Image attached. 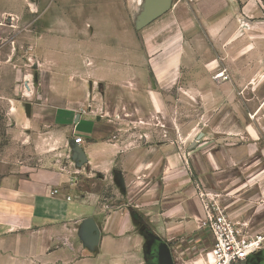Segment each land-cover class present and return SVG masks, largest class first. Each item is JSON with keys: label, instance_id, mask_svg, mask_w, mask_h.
Masks as SVG:
<instances>
[{"label": "crops", "instance_id": "obj_1", "mask_svg": "<svg viewBox=\"0 0 264 264\" xmlns=\"http://www.w3.org/2000/svg\"><path fill=\"white\" fill-rule=\"evenodd\" d=\"M33 4L41 11L36 23L35 40L36 65L42 67L37 75V89L26 83L20 91L11 87L0 94L1 114L5 113L4 122L10 125L6 127V133L12 135L9 147L0 148V264H134L136 261V264H142L141 261L146 264L145 236L140 231L139 234H129L131 223L135 226L137 222L124 208L125 204L118 206L121 211L104 217L99 255L90 254L82 246L78 227L83 219L91 215H78L74 200L95 204L92 217L97 223H100L107 206L98 205L95 193L67 187L71 181L76 183L75 177L67 174L71 171L84 173L91 179L99 177L102 181L110 175L114 181V172L118 167L131 172L136 177L133 184L138 185L137 189L128 190L134 199L132 207L143 209V214L149 217L162 240L201 239L203 230H200V224L204 210L198 192L204 190L218 198L220 193L216 192V180L212 182L214 186L206 187L209 176L219 177L226 170L233 172V176L237 175L235 171L243 163L245 150L220 146V143L236 139L239 132L229 129L225 136L213 137L210 144L218 147L216 153L206 154L203 148L202 152L197 148L195 158L201 185L194 187L188 184L187 170L193 155L185 156L183 148L173 151L174 141L156 139L151 131L159 123L164 127L163 121L152 126L139 119L134 122V127L145 130V133L126 140L118 121L123 119L124 112L125 117L131 116L128 111L130 106L139 105V101L146 99V94L138 89L142 85L147 88L148 113L156 119L159 114L165 115L166 98L179 85L178 103L180 108L187 106L189 92L182 88L183 71L190 66V42H198L202 38L210 41L217 50L228 48L236 56L234 64H229L226 69L221 68L222 58L212 59L209 61L212 71L224 73L229 81L249 80L251 86L255 81H264L261 63H253L254 67L250 69L244 67L256 52H264V0H173L172 9L142 31L134 27L130 0H38ZM24 7L28 11V6ZM45 12H73L69 47L73 52L71 56L78 59L83 68L58 73L55 71L57 64L46 59V53L37 51L36 41L44 29L40 22ZM106 12L112 14L111 20L115 21L112 26L123 34L120 40H114L110 34H101L99 21L108 14ZM48 17L50 19L47 20H57V16ZM49 31L55 34L52 27ZM95 36L100 43H93ZM228 41L231 46H227ZM98 49H115L121 57L102 58L94 53ZM125 52L129 56L127 59ZM229 56L232 54L229 53ZM26 77L24 82H28ZM97 85H101V93ZM199 96L204 97L203 94ZM15 100L32 104L30 122ZM82 110L87 112L82 113ZM140 110L135 108L133 112ZM228 111L242 114L246 113L247 107L235 105ZM254 111L263 113L264 103ZM77 115L80 118L75 123ZM13 123L17 127H13ZM234 123L235 127L224 122H218L213 127L221 132L228 126L232 130L246 131L243 135H256L245 116L242 115L243 125L237 121ZM203 127L204 123L198 124V128ZM16 128L23 137H13V134H19ZM201 134L206 138V132ZM76 136L83 138L82 145H75L88 158V163L80 171L70 161V143ZM180 141L181 146L187 145L182 137ZM17 148L20 154L26 155L19 158ZM199 152L203 156L197 158ZM35 158L52 167H60L64 160L68 166L61 174L57 170H52V174L49 171L51 179L40 181L35 179L29 163ZM260 161L264 162V153ZM211 170L214 172L211 173ZM206 171L211 174H205ZM250 172L254 178L245 185H253L254 188L246 187L240 195L246 199L253 198V201H264L263 182L258 180V177H264V167L255 164ZM59 178L65 186L59 184ZM73 190L78 195L73 197ZM126 191L122 193L126 194ZM254 193L256 197H249ZM237 216L235 214L234 217ZM201 260L202 256H199L178 264H202Z\"/></svg>", "mask_w": 264, "mask_h": 264}, {"label": "rangeland", "instance_id": "obj_2", "mask_svg": "<svg viewBox=\"0 0 264 264\" xmlns=\"http://www.w3.org/2000/svg\"><path fill=\"white\" fill-rule=\"evenodd\" d=\"M37 1L38 0H0V94H3L6 91L5 89L9 90L11 87L20 91L24 87L23 84L25 85L26 83L30 84L33 89H37V86H34V75L40 74L39 69H42V67L40 68L36 65L38 60L35 53V40L37 37L36 23L41 12L39 7H34L33 3L36 4ZM130 2L133 7L131 13L133 16L138 10V0H130ZM24 6H28V11L24 10V8H26ZM11 9L15 12H11ZM106 13L108 14L99 21L101 34H110L113 36L112 38H114V40H120V38L123 37V34L118 32L116 27L112 26V24L115 25V21L111 20L112 14L110 13L111 15H109V12ZM43 15L46 17L44 16L42 22H40L44 29L41 32L40 39L38 38V42L36 41L37 51L39 53H46V59H51L52 63L55 65L57 64L55 71L58 73H68L74 69L79 70L80 68H83L81 62L78 59L75 60L71 56L73 52L69 47V43L72 41L70 24H72L73 12H45ZM47 15L53 17L57 16V20H47L49 18ZM107 16L109 18H107ZM51 27L55 33L53 35L51 34L52 32L49 31ZM252 37H254V34ZM95 38L96 39L93 37V43H100L99 38L96 36ZM248 40L251 41V38ZM227 44V46H231L230 44L232 43L228 41ZM189 51L190 66L183 71L185 75L182 80V88L189 92L188 105H183V107L180 108V104L178 103L180 97L177 96L180 92L179 85L172 89L171 92H169L168 99L166 98L167 112L165 115L163 116V114H159L156 119L155 116L153 117L148 113L147 88L145 85H142V87H138V89H140L143 94H146L144 95L146 96V99L139 101V105L141 104L140 106L137 104L135 106H130L129 109L127 108L128 111L131 112V116L125 117L124 114H126V112L122 114L123 119L118 121L123 129V133L121 132V134L125 137V140L135 135L137 138L144 134L145 130L134 127V122L139 121V119H144L146 122L152 124V126H154L156 122L159 123V121H163L164 127H161L162 124L160 123L157 128L153 127L151 130L153 135L156 139H158L157 137H160L162 140L174 141L175 145H172L173 151L183 148V154H185V156L186 154L194 156H191L189 159L187 170L190 181L188 184L197 187V185H201V182L196 167V152L198 150H201L200 152H202L204 149L206 154L209 152L216 153L218 147L210 144L214 140L213 137L225 136V132L230 130L239 132L236 139L232 141L224 140L220 143V146L224 145L231 148L245 150V154H242L243 163H241L237 168V171H235L237 175L233 176V172L226 170V172L222 171L219 177L215 178L214 176H209V182L206 181V187L214 186L212 182L216 180V192L220 193V197L218 198L220 199L223 208L235 219V221L240 222V224L245 226L249 235L263 236L264 201H253V198L246 199L244 196L240 195V191L246 187L254 188L253 185H245L254 178L252 177L253 173L250 172V169L255 166V164L264 167V162L262 163L260 161L262 159V154L264 153V112L260 113L254 111L258 105L264 103V81H255L251 86L249 80L229 81L226 79L228 76L224 73H218L216 70L212 71L213 67L209 64V61H212V59L222 58V64L220 62L221 68L226 69L229 64L233 63V60H236V56L234 55L235 53L228 48L221 51L217 50L216 47H213L212 43L206 39L204 40L202 38L198 42H190ZM116 52L118 51L115 49L108 51L106 49H98V51H95L94 53L99 54L102 58L121 57L116 54ZM229 53H231L232 56H229ZM255 54L258 56L260 55L259 58H256ZM255 54L253 57L249 58L251 60L244 66L245 68L250 69L253 66V63L256 62L261 63L264 67V52L262 54L256 52ZM127 58H129V56H127L125 52V59ZM232 66L233 70H235V66ZM136 67L139 66L136 65ZM241 67L243 68V66ZM25 76H27L26 78L28 82H24ZM56 76L59 75L56 73ZM215 77L217 78L215 79ZM202 94L204 97L199 96ZM20 102L22 101L15 100V104L18 107L20 106L21 113H24V107L22 104L20 105ZM214 104H216V106H214ZM235 105L247 107V111H245L246 113L241 114L233 111L229 112L228 108H232ZM2 108L3 106H0V148H6L9 147L8 141L12 138V135L8 136L6 133V127L10 125L9 123L4 122L3 114L5 113L1 114ZM135 108L141 109V112H133ZM177 109H179V112H177ZM242 115L248 118L250 124L253 125V129L251 130L256 134L254 137H251L248 133L243 135L246 131L243 132V130H239L238 128H234V130H232L233 128H228L229 125L235 127V121L242 124ZM105 119L108 120V118ZM218 122H224L228 126L220 132L213 127L216 126ZM200 123H204L205 127L201 129L198 128V124ZM13 127H17L16 123H13ZM16 130H18L19 134H13V137L17 135L20 136V138L23 137L19 128H16ZM163 131H166V133ZM117 132L119 133V131ZM205 132L207 134L206 138L202 137L197 146L191 148V142H195L199 134ZM181 137L184 141H187V145L181 146ZM229 142L231 143L228 144ZM19 146L20 145H18V148ZM17 154H20V149H18ZM21 155L25 156L26 154H20L19 158H21ZM202 156L203 155L200 153V156L197 158ZM29 163L34 170L33 173L36 175L35 179L40 181L44 180L46 182L51 179V177L48 176L49 171L52 174V170H57L59 174H61L65 172V167L68 166L64 160L63 163L60 164L61 168L52 167L48 163L42 164L36 158L29 160ZM117 170L123 171L127 190L126 194L122 193L119 187L114 183L112 175L102 181L99 177L91 179L84 173L80 174L71 170L72 173L68 172L67 174H69L68 176L70 177L74 176L76 183L73 184L71 181L67 184V187H74L76 191L95 193L97 195L98 205L107 206L104 208L103 217H100V223H98L100 228H102L104 217H107L114 212L121 211L122 209L118 208V206L125 204L124 208H126L132 216L134 214L141 216L143 222L156 234V230L150 223L149 217L143 214V209L132 207L134 199L132 193L128 194V190L131 192V189L135 190L138 188V185L133 184V180L136 179V177L129 171L125 172L121 167H118ZM212 172L214 171L211 170V173ZM211 173L206 171L205 174ZM259 179H261L259 182H263L264 186V177H258V180ZM58 182L60 185L65 186V184L62 183V179L59 178ZM201 188L205 187L201 186ZM76 191L73 190L71 192L73 197L78 195V192ZM252 196L256 197L257 194L254 193L249 195V197ZM73 205L76 207L78 215L84 213L85 215H91L89 217H92L96 207L93 203H83L77 200H74ZM235 214L238 216L234 217ZM131 224V227L129 226V234H139V231L141 232L142 228L137 224L134 226L133 222ZM167 243L172 250V255L176 264H178L183 260L191 261L199 258L203 249L209 246L211 241L208 233L202 231L201 239L185 238ZM136 263L138 262L136 261ZM141 263L144 264V261H141Z\"/></svg>", "mask_w": 264, "mask_h": 264}, {"label": "water", "instance_id": "obj_3", "mask_svg": "<svg viewBox=\"0 0 264 264\" xmlns=\"http://www.w3.org/2000/svg\"><path fill=\"white\" fill-rule=\"evenodd\" d=\"M173 6V0H138V10L133 17L134 27L137 31H142L144 28L158 20L160 17L168 13ZM37 75H34V86L37 85ZM91 86V85H90ZM101 93V85L96 86ZM24 107L26 120L30 122L32 117V104L29 102H20ZM20 107V106H19ZM103 111H101L102 113ZM80 116L77 115L75 123H78ZM203 134H199L197 140L192 143L191 148L201 140ZM70 161L74 164L77 171H80L87 163L88 158L81 148L75 145V142L70 143ZM114 182L121 189V192L126 191V184L122 171L114 172ZM145 232V233H144ZM78 237L82 246L92 255L100 254V242L102 229L93 217L85 218L81 221L78 227ZM141 233L145 236L146 244L144 246L145 259L154 257L156 264H175L171 248L168 243L162 240L160 236L154 233L153 230L141 229ZM255 255L249 259L256 258ZM147 260V259H146ZM247 264H252L251 261Z\"/></svg>", "mask_w": 264, "mask_h": 264}, {"label": "built area", "instance_id": "obj_4", "mask_svg": "<svg viewBox=\"0 0 264 264\" xmlns=\"http://www.w3.org/2000/svg\"><path fill=\"white\" fill-rule=\"evenodd\" d=\"M74 142L82 145L84 140L76 136ZM198 194L204 210L200 230L207 232L211 241L200 254L202 264H246L251 256L264 249V235H249L245 226L223 208L216 195L204 190H199Z\"/></svg>", "mask_w": 264, "mask_h": 264}, {"label": "flooded vegetation", "instance_id": "obj_5", "mask_svg": "<svg viewBox=\"0 0 264 264\" xmlns=\"http://www.w3.org/2000/svg\"><path fill=\"white\" fill-rule=\"evenodd\" d=\"M134 219L136 220L137 224L141 227V228H144V231L146 230H151L147 224H145L142 220V217L141 216H137L134 214ZM145 233V232H144ZM256 258H253V259H248L247 262H250L252 264H264V249L260 250L256 256ZM146 264H156V261L154 259V257L150 256V257H147L146 258ZM246 262V264H247Z\"/></svg>", "mask_w": 264, "mask_h": 264}, {"label": "bare ground", "instance_id": "obj_6", "mask_svg": "<svg viewBox=\"0 0 264 264\" xmlns=\"http://www.w3.org/2000/svg\"><path fill=\"white\" fill-rule=\"evenodd\" d=\"M222 76H223V75H222ZM222 76H221V77H222Z\"/></svg>", "mask_w": 264, "mask_h": 264}, {"label": "trees", "instance_id": "obj_7", "mask_svg": "<svg viewBox=\"0 0 264 264\" xmlns=\"http://www.w3.org/2000/svg\"><path fill=\"white\" fill-rule=\"evenodd\" d=\"M133 217H134V215H133Z\"/></svg>", "mask_w": 264, "mask_h": 264}]
</instances>
